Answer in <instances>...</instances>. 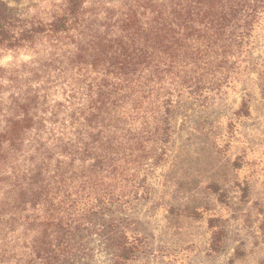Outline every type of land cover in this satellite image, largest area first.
Returning <instances> with one entry per match:
<instances>
[{
  "label": "trees",
  "instance_id": "obj_1",
  "mask_svg": "<svg viewBox=\"0 0 264 264\" xmlns=\"http://www.w3.org/2000/svg\"><path fill=\"white\" fill-rule=\"evenodd\" d=\"M62 2L44 23L0 10V50L31 54L0 65V264L78 262L83 230L128 264L121 208L148 195L174 105L224 86L264 0Z\"/></svg>",
  "mask_w": 264,
  "mask_h": 264
},
{
  "label": "rangeland",
  "instance_id": "obj_2",
  "mask_svg": "<svg viewBox=\"0 0 264 264\" xmlns=\"http://www.w3.org/2000/svg\"><path fill=\"white\" fill-rule=\"evenodd\" d=\"M62 7V0H0L4 14L40 23ZM30 55L0 50V65ZM262 68L264 18L219 91L174 105L164 155L146 180L148 195L140 192L121 208L120 231L136 249L128 264H264ZM99 238L83 230L80 259L71 264H111ZM213 241L222 247L217 255L208 249Z\"/></svg>",
  "mask_w": 264,
  "mask_h": 264
},
{
  "label": "crops",
  "instance_id": "obj_3",
  "mask_svg": "<svg viewBox=\"0 0 264 264\" xmlns=\"http://www.w3.org/2000/svg\"><path fill=\"white\" fill-rule=\"evenodd\" d=\"M208 249H209V251H210L213 255H217V253H219V252L213 251V250L211 249V246H210V245L208 246ZM220 252H221V251H220Z\"/></svg>",
  "mask_w": 264,
  "mask_h": 264
}]
</instances>
